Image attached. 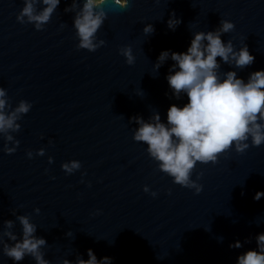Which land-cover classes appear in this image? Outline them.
<instances>
[{
	"label": "water",
	"instance_id": "water-1",
	"mask_svg": "<svg viewBox=\"0 0 264 264\" xmlns=\"http://www.w3.org/2000/svg\"><path fill=\"white\" fill-rule=\"evenodd\" d=\"M24 2L0 0V87L7 111L20 100L32 103L17 121L20 129L9 130L19 141L14 153L3 151L0 134L2 241L13 243L3 236L4 221H13L8 230L19 237L17 216L28 215L35 235L46 240L41 250L50 264H75L77 256L88 258L89 248L111 264H236L238 254L255 248L256 234L264 232V196L253 198L264 192V144L249 140L243 153L233 146L215 164L198 162L192 179L202 173L203 187L196 194L158 170L146 144L133 140L139 125L131 117L147 121L158 112L166 122L171 104L187 102L172 96L166 80L174 62L169 58L159 69L154 64L163 50L186 51L194 32L214 30L221 19L235 25L221 39L237 49L245 43L255 59L241 69L217 57L218 71H236L247 81L264 69V0H129L125 8L105 0L107 18L97 32L105 43L91 52L77 48L73 27L83 0H60L41 30L27 17L17 21ZM33 3L37 12L46 7ZM173 12L181 20L174 31L167 26ZM148 23L154 32L145 35ZM124 46L132 48V65L119 53ZM40 148L44 155H36ZM72 159L82 167L65 174L61 164ZM145 184L157 197L142 190ZM237 241L242 247H230ZM3 242L0 264H13ZM17 264L35 260L26 256Z\"/></svg>",
	"mask_w": 264,
	"mask_h": 264
},
{
	"label": "clouds",
	"instance_id": "clouds-1",
	"mask_svg": "<svg viewBox=\"0 0 264 264\" xmlns=\"http://www.w3.org/2000/svg\"><path fill=\"white\" fill-rule=\"evenodd\" d=\"M46 7L37 12L33 0H25L24 7L16 15L18 22L23 23L27 17L29 22H34L35 29H43L49 21L51 14L60 4V0H38ZM115 5L125 8L129 0H113ZM105 0H83L80 12L73 19V27L79 43L78 49L95 51L105 41L98 40L97 32L107 18L103 5ZM181 23L173 12L167 20L171 30ZM234 23L228 19H221L218 27L210 31H196L193 33L186 51L175 52L163 50L154 64L155 69L169 58L174 62L169 67L166 75L172 96L180 99L187 97V102L182 105L171 104L166 113V122L161 120L160 114L154 112L149 120L145 121L140 116L131 117L139 126L133 133V140L146 144L145 151L151 159L157 162L158 170L171 178L172 183L194 190L196 194L202 191L198 182L202 173H197L192 179L195 166L200 164H215L221 154L226 153L233 146L236 153H243L251 146L264 144V69L249 73L247 81L239 77L236 71L229 70L220 73V63L234 64L237 68H244L254 62L248 46L243 43L238 49L229 39H221L223 33L234 30ZM154 32L151 23L145 24V35ZM119 53L125 57V62L132 65L135 61L132 48L124 46ZM6 89L0 87V134L4 135L5 144L3 151L11 154L16 151L19 141L9 134L21 127L18 120L22 119L32 108V103L20 100L11 111ZM8 142H11V147ZM44 148L36 150V155H44ZM28 158L33 157L32 150H27ZM52 157H48L49 163ZM81 162L75 159L62 162L61 168L65 174H72L81 169ZM85 173H81V176ZM142 190L153 198L158 192L151 190L149 185L142 186ZM170 194V190H169ZM264 196L258 191L255 200ZM39 213L40 209H34ZM100 210H97V214ZM21 225V235L18 237L11 229L13 221L6 220L4 237L13 243L3 242V254L13 261L21 262L26 256H31L35 264H50L44 258L42 246L46 245L44 237L35 235L37 225L30 222L28 215L17 216ZM66 235L73 236L71 231ZM222 239V238H221ZM256 247L238 254L236 264H264V232L255 236ZM230 247L240 248L242 244L237 241ZM87 259L77 256L75 264H111L110 257L97 258L91 248L87 249ZM62 264H73L64 259Z\"/></svg>",
	"mask_w": 264,
	"mask_h": 264
}]
</instances>
